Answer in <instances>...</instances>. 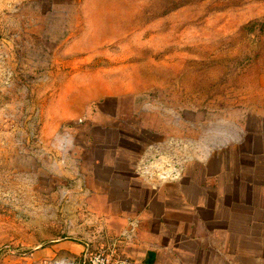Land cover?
Returning a JSON list of instances; mask_svg holds the SVG:
<instances>
[{
    "label": "rangeland",
    "instance_id": "rangeland-1",
    "mask_svg": "<svg viewBox=\"0 0 264 264\" xmlns=\"http://www.w3.org/2000/svg\"><path fill=\"white\" fill-rule=\"evenodd\" d=\"M263 129L264 0H0V264H223L196 182Z\"/></svg>",
    "mask_w": 264,
    "mask_h": 264
},
{
    "label": "crops",
    "instance_id": "crops-1",
    "mask_svg": "<svg viewBox=\"0 0 264 264\" xmlns=\"http://www.w3.org/2000/svg\"><path fill=\"white\" fill-rule=\"evenodd\" d=\"M259 144L260 142L253 150L254 157L252 159H245L243 163L237 161L236 172L242 173L243 177L239 175L234 179L228 172L230 164H224L222 161V170L219 171L221 173L217 174L216 177L214 175L209 176V178H214V183H217L215 189L218 190L213 191L214 189H209L210 187H204V179L207 181V176V178L204 177L203 180L196 182V186L203 191V194L196 198L193 209L200 212L202 209L210 210L213 216L205 219L203 217L204 222L220 224L208 229L210 235L205 236V251L209 253L206 249L211 244L210 240L213 237L220 238L218 244L221 247L220 254L223 257V264H242L244 260L239 257L245 255L242 247L247 242V246L264 248V146L261 148ZM179 172H174V178H177ZM217 209L220 210L219 215L225 212L226 217H216L214 211ZM196 219L202 221L200 218ZM260 232L263 233V240L260 239ZM231 234L237 236L234 245L237 250L234 253H230L227 249L232 245L229 238L232 236ZM248 254L253 255L254 260L252 262L264 264V249L260 252L254 249L252 253ZM216 262L217 260H212L208 263L214 264Z\"/></svg>",
    "mask_w": 264,
    "mask_h": 264
},
{
    "label": "built area",
    "instance_id": "built-area-1",
    "mask_svg": "<svg viewBox=\"0 0 264 264\" xmlns=\"http://www.w3.org/2000/svg\"><path fill=\"white\" fill-rule=\"evenodd\" d=\"M39 264H142L137 261L115 257L103 251L93 252L89 247H85L82 255L79 258L62 257L52 258L46 261H41Z\"/></svg>",
    "mask_w": 264,
    "mask_h": 264
},
{
    "label": "bare ground",
    "instance_id": "bare-ground-1",
    "mask_svg": "<svg viewBox=\"0 0 264 264\" xmlns=\"http://www.w3.org/2000/svg\"><path fill=\"white\" fill-rule=\"evenodd\" d=\"M165 172H166V171H165ZM174 177H175L174 175H167V174L161 176V178L163 179V181L166 180V179H169V178L172 179V178H174Z\"/></svg>",
    "mask_w": 264,
    "mask_h": 264
}]
</instances>
